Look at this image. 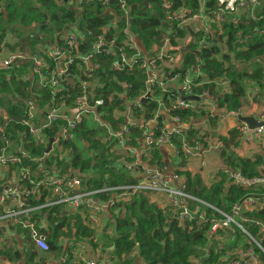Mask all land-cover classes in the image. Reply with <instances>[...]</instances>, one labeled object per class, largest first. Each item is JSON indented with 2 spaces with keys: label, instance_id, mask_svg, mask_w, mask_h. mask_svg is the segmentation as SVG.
Listing matches in <instances>:
<instances>
[{
  "label": "built area",
  "instance_id": "built-area-1",
  "mask_svg": "<svg viewBox=\"0 0 264 264\" xmlns=\"http://www.w3.org/2000/svg\"><path fill=\"white\" fill-rule=\"evenodd\" d=\"M96 1L103 4L104 14L113 16L110 24L95 29L98 33L73 24L32 49L16 47L18 40L7 45V36L0 44V83L6 82L17 106L13 113L8 107H0V251L5 248L23 254L32 249L47 254L50 247L45 232L56 211L86 213L88 223L97 225L108 209L142 196L152 199L151 204L160 206L166 220L182 229L192 231L204 225L207 243L221 244L213 264H264V224L247 216L243 209L245 205L256 206L255 212L264 209V194L251 192L264 190V171L247 177L240 169L222 168L228 186L250 192L242 203L231 207L230 213L197 199L179 173L195 163L205 168L207 154L220 152L224 144L218 139L209 146L208 138L194 127L193 118L183 121L172 115L174 111L198 115L210 95L197 90L215 83L202 78L199 64L184 69L183 58L177 61L174 50L184 46L187 29L191 31L197 22L223 29L253 20L256 25L252 32L264 42V0H217L213 8L202 6L192 15L185 8L174 9L169 0H161L164 34L150 48L131 31L128 0H70V10L80 16L85 12L84 4ZM112 2L116 9L111 8ZM119 21L123 25L121 39L117 38ZM175 30L185 32L183 39H175L176 47L170 39ZM86 37L92 41L82 50ZM236 37L242 44L247 41L239 34ZM206 46L203 38L191 41L194 51ZM239 49L246 50V46ZM245 64H257L264 71V53ZM119 73L144 76L138 96H129L131 86L117 79ZM217 82L229 91L227 81ZM257 92L259 88L254 90ZM150 103L156 105L152 110ZM253 119L261 126L250 129L241 123L237 129L244 143L264 139V110ZM85 123H93L102 131L100 140L111 155L108 160L112 168L127 174L131 182L91 188L90 172L72 166L71 143ZM80 145L93 157L95 150L87 141ZM163 149L169 151L165 158L173 159V167L165 158L162 161ZM154 152L161 158L153 159ZM115 155L119 159H114ZM248 224L255 227L254 233ZM79 250L81 264H113L106 254L95 259L84 254L83 245ZM128 258L138 260L137 250ZM0 264L25 263L0 256Z\"/></svg>",
  "mask_w": 264,
  "mask_h": 264
},
{
  "label": "trees",
  "instance_id": "trees-1",
  "mask_svg": "<svg viewBox=\"0 0 264 264\" xmlns=\"http://www.w3.org/2000/svg\"><path fill=\"white\" fill-rule=\"evenodd\" d=\"M143 1L128 0L130 8L132 7L131 31L146 48H150L164 34V31L161 30V22L164 16L160 6L161 0L155 1L151 8L146 11H142L138 7ZM169 1L173 3L174 9L185 8L189 10V15L197 12L201 4H204L206 8H213L217 2V0ZM1 3L3 9L0 10V44L8 33L7 31H10L19 39L15 46L21 49L25 47L32 49L38 44L46 43L48 38H51L56 31L62 32L73 24H76L81 30L87 28L98 33L95 29L110 24L113 19V16L104 14L105 8L99 1L84 4L85 12L80 16L77 15L76 11L70 10L72 8L64 5L63 0H2ZM111 8H117L114 2H112ZM250 22H252V29L256 22ZM31 25L35 28L33 29L34 32L24 33L23 31H26ZM122 26L121 21H119L117 31L120 35L117 37L118 39L122 38L119 32ZM224 29V35L218 36V43H211L208 40L210 45L201 49L198 60L192 54L184 56L183 60L184 69L199 64L205 75L211 80L220 77L228 79L225 80L229 84L231 83L230 92L228 93L221 95L214 84L203 85L197 92L206 90L210 96L215 97L219 109L225 110L226 114H231L238 113L245 103V90L241 84V80L245 75L235 70L233 61L236 59L248 61L260 56L264 53V43L254 42L248 45L245 51L236 52L244 45L238 42L237 34L241 36V39H246L253 33L252 30L242 24L237 26L226 25ZM36 30L46 34V36L41 38ZM184 36V31L175 30L170 35L172 45L174 47L178 46L175 39H183ZM91 41V38L86 37L82 50L87 49ZM220 43L227 46L225 53L221 51ZM230 53L234 54L233 60L230 59ZM102 59L107 64L106 58L103 57ZM107 72L109 75L112 73L109 70ZM99 77H101V80L103 79L101 73H99ZM143 78L144 76L141 73L133 75L117 74L119 81H126L131 86L128 94L133 97L138 96L142 90ZM0 95V107H8L11 113L15 112L17 106L14 104L15 101L11 100L12 91L6 82L0 83ZM143 102L145 103V101ZM155 106L154 103H150L149 109L152 110ZM172 115L179 116L183 121H190L192 118L197 117L196 113L190 111H174ZM80 129L75 141L71 143L74 150L72 166L90 173L99 172L98 179L93 178L88 182L90 187L100 188L105 184L114 187L131 182L127 174L120 170L115 171L111 166V162L108 161V157L111 155L100 140L102 131L93 123H85L81 125ZM135 133H137L135 136H138L137 130H135ZM238 138L239 135L236 129L230 131L228 138H220L224 144L221 157L225 166L240 169L241 173L247 177L260 175L258 169L262 163L261 157L239 158L228 153L231 146L237 145ZM82 140L87 141L88 146L95 150L93 157L89 155L88 148H82L80 145ZM160 158L159 152H154L153 159L158 160ZM222 183L223 181L207 190L202 185L200 178L196 177L192 182H187V189L197 199L224 213H230L231 207L234 204L242 203L250 195V192L234 186L223 188ZM259 193L264 194V190ZM250 217L264 224V209L251 214ZM166 219L167 217L163 215L162 211L153 205H149L144 197H132L131 201L125 205L124 211L119 212L115 217V231L112 241L113 255L119 258L124 254H128L127 252L130 253L135 250L136 247L138 260H142L145 264H195L194 259H199L202 255V258H200L201 264H213L218 259V251L210 250L211 248L208 247L204 225L195 227L192 231H187L178 227L172 221L168 222ZM63 225L64 221L56 225L53 234L55 239L58 236L57 232ZM247 227L253 233L255 232L253 225L248 224ZM47 242L51 251L57 249L53 241L49 240ZM31 250H26L22 254L15 250L3 248L0 251V256L10 261L22 259L25 264H38L33 262L36 253ZM117 262V264H121L122 261L118 260ZM42 264L44 263L42 262Z\"/></svg>",
  "mask_w": 264,
  "mask_h": 264
},
{
  "label": "rangeland",
  "instance_id": "rangeland-1",
  "mask_svg": "<svg viewBox=\"0 0 264 264\" xmlns=\"http://www.w3.org/2000/svg\"><path fill=\"white\" fill-rule=\"evenodd\" d=\"M1 1L2 0H0V2ZM7 32L8 33L6 34V36L10 42L9 45H12L14 43L13 40H17V38L12 32H10V31H7ZM260 100H261V97H259L257 99L255 98L253 100V103H257V108H258V109H255V112H253V108L251 106H249V103L247 102L246 103L247 107L244 108L239 113L242 115H248L251 113V111H252V113H257L258 111H260V109H261L260 113H262L264 107H260ZM226 118L227 117H226L225 110L217 108V101H216L215 97L209 96L205 100L204 105L202 106L201 112L197 115L196 118H194L193 125L196 128L198 133H204L206 136H209L211 138V140L208 142V145L214 146L215 142L218 141V139H220L222 137V134L227 132L228 123L229 122L234 123L236 121L235 117H232V119H230V118L226 119ZM227 137H229V135ZM101 142H103V141L101 140ZM104 145H105V143H104ZM244 149L245 148L239 147L238 145L232 146L229 149L228 153L238 155L240 152H243ZM221 152L218 153L219 155L218 154L214 155L213 160L209 161V163H208L209 167L207 166V168L203 171L204 172L203 176H201V178H200L202 183H203V186L206 187L207 189L213 187L214 185L220 183L221 181H223L222 184L226 183V177L223 174V170H222V168L225 166V164H224V160L223 159L221 160ZM255 154L256 153L248 152L246 155H243L242 157H244V158L254 157V156H256ZM114 159H119V157L115 155ZM163 159H164V157L162 156V161H165ZM165 162L171 163L170 166L173 167V159L172 158L168 157L167 161H165ZM83 171H85V170H83ZM115 171H117V170H115ZM89 174H91L92 179L93 178L94 179L99 178V172H97V171H94V172L89 173ZM89 174L86 173L87 176H89ZM195 176H198V175H195ZM106 186H108V185H106ZM253 194H259V192L253 191ZM110 196H113V195H109V197ZM106 199H107V197H105V200ZM131 199L132 198H130L129 201H131ZM147 201H148L149 205L154 204L152 199L147 200ZM151 203H153V204H151ZM126 204H128V203L127 202H120L115 207L108 209L107 214L109 216V219L104 220L102 218V216H103L102 215L100 217V223H98L97 225H91L90 223L87 222V220H84L85 226H83L81 223L79 215H76L75 213H59V214L56 213V214H54V219L52 221H50L51 235L53 234L54 228L56 227V225L62 221H64V225L66 228H64L65 229L64 232H61V230H59L57 232V235H59V236H57L56 239L53 238V242L56 243V245H57V240L61 239V240H65L66 243H68L70 237L72 235H74L73 231H75L76 229H79V232L76 233V235L78 236L76 238L77 244L81 243V241H83V240L88 241V245L85 248L84 254L87 256L93 257L95 259H98L94 256V255H96V252L99 251L100 253H104L105 251L104 250L101 251V249H103L106 246L108 247L113 241L114 231H115L114 226L115 225H114L112 219L114 217H116L119 214V212L124 211V207ZM243 209H244L245 213H247V216H249V217L251 216V214L255 213V211L257 210L256 206H254V205H245L243 207ZM85 217H86V214H85ZM74 246L76 247V243ZM220 246H221V244L218 242H215V243L212 242L208 245V247L211 248L210 250H213V251L214 250L218 251L217 249ZM56 250L54 251L55 255H53L52 261H55L57 264H64L61 262L62 260H64L65 263H68L69 261H71V259L73 260L74 264H80L79 259L74 260V258H73L74 256H72L71 258H67V256L70 254L69 253L70 250H66L65 252H63L65 249H62L60 251H56ZM52 252L53 251L50 250L49 253H52ZM113 252L114 251H112V253L108 252V255H107V256L111 255V262L113 264H117L118 260L122 261V264H135V263L136 264H145L142 260L138 261V260H135L132 258H128L129 252H127L128 254L122 255L123 258H122V256H120L119 258L116 257L115 255H113ZM135 252H136V247H135ZM79 254H80V251H79ZM202 256H200L199 259H194L195 264H201L200 258H202ZM126 258H128V259H126ZM12 261L16 262L17 260H12ZM21 261L23 262L22 259H21ZM40 261L41 262H34V263H38V264H42V262L45 263V258L44 259L40 258Z\"/></svg>",
  "mask_w": 264,
  "mask_h": 264
},
{
  "label": "crops",
  "instance_id": "crops-1",
  "mask_svg": "<svg viewBox=\"0 0 264 264\" xmlns=\"http://www.w3.org/2000/svg\"><path fill=\"white\" fill-rule=\"evenodd\" d=\"M1 2H0V6H2V3ZM69 2H70V0L67 3H64V2L63 3H64V5H66L69 8H71L69 6V5H71V4H69ZM202 6H204V4H201L200 7H202ZM251 23L252 22H248V23L243 24V25L244 26H247V28L250 30L251 29ZM253 26H255V24ZM33 29H35V28H34L33 25H31L26 31H23V32L24 33L27 32L29 34L30 32H34ZM191 29H192L191 30L192 33L194 34V37H192L191 41L194 42V41H196L198 39H202L203 38L206 41L207 45H210V43L208 42V40L211 43H218V36L224 35V32H225V29L224 28L223 29L222 28L219 29L217 27L207 28V27H205V25L203 23H199V22H197L196 24H193L191 26ZM36 32H38V35L44 36L39 31L36 30ZM188 37H187V39H188ZM17 40H19V39H17ZM246 40H247L246 43L243 45V46H246V49H247L248 45L253 44L254 42L260 41L257 38V36H255L253 33L249 37H247ZM260 42L261 43H264L262 41H260ZM185 43H186V41H185ZM185 43H184V45H185ZM7 45H9V44H7ZM220 45H221L220 46L221 51L223 53H225L227 51V46L226 45H222V43H220ZM24 49H28V47H25ZM240 51H245V50L237 49L236 52H240ZM233 56H234V54L233 53H230V59L233 60L234 59ZM245 61H246L245 59H236L235 61H233V65L235 67V70L238 73H242V74L245 75V77L241 80V84L243 85L244 90H245V103H244L243 107L240 108V110L238 111V113L226 114V117H227L226 119H229V118L232 119V117H235L236 118V121L234 123H231V122L228 123V125H227V128H228L227 129V132L224 133V134H222V137L221 138H228L227 136L229 135L230 131H233L234 129L237 130L238 127H239V125L242 123L241 121L238 120V118L235 115H232V114H237L238 116H240L242 118H247V117L254 118L255 116H257V115L260 114L261 109L257 113H252V111H251V113L248 114V115H242V114H240L239 112H241L244 108L247 107V105H246L247 102L249 103V106H251L253 108V112H255V109H258V108H257V103H253V100L255 98L257 99V98L261 97L260 107H264V94H263V92H264V71L257 64L256 65H253V67L252 66H247L245 64ZM241 66H244V67H241ZM258 71H259V74H258ZM201 74H202V78L205 79L206 81H210V82L211 81H214L215 82V83H211V84H214L215 85V87L217 88V90H219V92H220L221 95H223L224 93L230 92L231 83L229 84V91H227L228 90L227 87L222 86V85H219V86L217 85V83H218L217 81H219L220 79L228 80L226 77H225V79L223 77H220V78H215L214 80H211L207 75H205L204 70H202ZM254 76H256V77H254ZM256 88H259V92L254 93V90ZM253 121L255 122L254 119H253ZM204 136H206V135L204 134ZM206 137L208 138V142H209L211 140V138L209 136H206ZM237 145L239 147L245 148L243 150V152H240L238 155H236L237 157L244 158V157H242L243 155H246L248 152H252V153H256L255 154L256 156H254V157H261L262 158L261 166L258 169L260 171V173H262L264 171V139L255 140V141H253L251 143H244L242 140H240V135H239V138H238V141H237ZM218 153L219 152H211V153H208L207 154L208 163H209V161L213 160L214 155H217ZM161 155H163V157L165 158L167 155H170V153H169V151L167 149H163ZM254 157H246V158H254ZM165 160L167 161L166 158H165ZM221 160H222V157H221ZM169 164H171V163H169ZM207 166H208V164H207ZM207 166L205 168H200L199 165L197 163H195V164H191V165L185 166L182 173H179V172H177V173L181 174V176H183L184 178H186L187 179V182L188 181L192 182L193 179H195L196 177L201 178V176H203V173H204L203 171L207 168ZM174 170H176V169H174ZM195 175H198V176H195ZM202 185H203V183H202ZM228 187H230V186L227 185V180H226V183L223 184V188H228ZM209 189H207V190H209ZM252 193H253V191H252ZM156 206H157L158 209H160V206H158V205H156ZM56 213L59 214L57 211H56ZM75 214L76 215H79L82 225L85 226V224H84L85 221L84 220H86V217H85V214L86 213L76 212ZM106 214L107 213H105L102 216V218L104 220H108L109 219L108 214L107 215ZM122 214H124V213H122ZM53 219H54V217H51L49 219V221H52ZM112 220H113V223L115 225V217ZM64 228H66L65 225H63V227L61 229H59V230H61V232H64V230H65ZM114 228H115V226H114ZM50 230H51V227L45 232V233H47V235H46L47 241H49V240L50 241H53V238H54L53 237L54 232L51 235ZM54 231H55V228H54ZM78 232H79V229H76L75 231H73V234L74 235H72L70 237L68 243H66L65 240H61V239H58L57 240V245H56V243L53 242L58 247L56 251H60L62 249H65L63 251V252H65L66 250H70V252H69L70 254L67 256V258H71L72 256H74L73 257L74 260H78L79 259V256L78 255H79V251H80L79 250V247L81 245H83L86 248L87 245H88V241H84V240L81 241V243H78L77 244L76 238L78 236L76 235V233H78ZM75 243H76V247L74 246ZM28 250H30V249H28ZM103 250L105 251L104 253H100L99 251H97L96 252V255H94V256L96 258L100 259L102 257V255H105V254L108 255V252L112 253V251H114V248L112 246V243L108 247L106 246L103 249H101V251H103ZM24 251H26V250H24ZM31 251L32 252L34 251L36 253V257L34 258V261L33 262H41L40 261V258H43V259L45 258V263L44 264H57L55 261H52V257H53V255H55L54 251L52 253H47V254H41V253H39V252H37L35 250H31ZM109 257L111 258V255ZM61 262L64 263V264H74V262H73L72 259L68 263H65L64 260H62ZM121 264H122V262H121Z\"/></svg>",
  "mask_w": 264,
  "mask_h": 264
},
{
  "label": "water",
  "instance_id": "water-1",
  "mask_svg": "<svg viewBox=\"0 0 264 264\" xmlns=\"http://www.w3.org/2000/svg\"><path fill=\"white\" fill-rule=\"evenodd\" d=\"M69 0H63L64 3H67ZM157 0H144L142 2V4H140L138 7L142 10V11H146L148 9L151 8V5ZM131 10H132V7H131ZM166 25V22L162 21L161 22V27L163 29V27ZM187 33H188V39L186 40V43L183 47H177L175 48V52L177 53V61L181 60L184 56L188 55V54H192V55H195L196 57V60H198L199 58V51H194L192 48H191V39L192 37L194 36V34L192 33V31H190V29H187ZM187 99L189 100H196L195 97H186ZM232 115H235L239 121H241L242 123H245L248 125V127L250 129H254L256 127H259L261 126V124H257L253 121V118H250V117H247V118H242L240 116H238L237 114H232ZM52 140L50 141V144H51ZM50 144L48 146V149H47V152L49 151L50 149Z\"/></svg>",
  "mask_w": 264,
  "mask_h": 264
},
{
  "label": "flooded vegetation",
  "instance_id": "flooded-vegetation-1",
  "mask_svg": "<svg viewBox=\"0 0 264 264\" xmlns=\"http://www.w3.org/2000/svg\"><path fill=\"white\" fill-rule=\"evenodd\" d=\"M200 53V52H199Z\"/></svg>",
  "mask_w": 264,
  "mask_h": 264
}]
</instances>
